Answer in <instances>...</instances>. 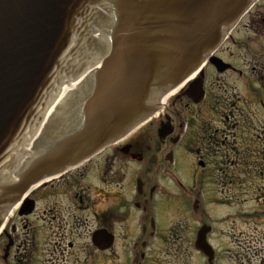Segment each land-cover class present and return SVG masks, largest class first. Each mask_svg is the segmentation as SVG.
<instances>
[{"label":"flooded vegetation","instance_id":"1","mask_svg":"<svg viewBox=\"0 0 264 264\" xmlns=\"http://www.w3.org/2000/svg\"><path fill=\"white\" fill-rule=\"evenodd\" d=\"M213 54L229 66L205 65L200 102L178 92L160 115L30 188L0 229V264H264V234L254 233L260 245L258 256H250L238 239L242 231L233 245L227 227L234 217L264 223V179L248 176L259 193H248L244 207L222 203L225 189L211 197L216 205L221 201L220 212L202 201L217 182L232 183L230 168L243 177L241 157L257 141L251 134H264V0L248 9ZM236 95L242 104L231 109ZM162 125L170 128L163 138ZM250 154L262 174L264 151ZM185 156L191 177L182 174ZM236 191L246 193L233 189L232 195ZM198 231L213 247L211 262L192 248ZM222 241L230 246L220 247ZM174 246L179 253L170 256Z\"/></svg>","mask_w":264,"mask_h":264},{"label":"water","instance_id":"2","mask_svg":"<svg viewBox=\"0 0 264 264\" xmlns=\"http://www.w3.org/2000/svg\"><path fill=\"white\" fill-rule=\"evenodd\" d=\"M252 1L0 0V226L31 184L131 125L154 93L199 67ZM88 61L101 68L65 100L71 117L11 176L50 91Z\"/></svg>","mask_w":264,"mask_h":264},{"label":"rangeland","instance_id":"3","mask_svg":"<svg viewBox=\"0 0 264 264\" xmlns=\"http://www.w3.org/2000/svg\"><path fill=\"white\" fill-rule=\"evenodd\" d=\"M207 98L209 99V97H207ZM230 102L232 104L231 109H234L236 106L240 108V106L242 104L241 103V97L239 95H236V98L233 100H230ZM194 109H201V108L198 107V108H194ZM203 109H208V108H203ZM246 120H249V119L247 118ZM245 130L242 131L241 133L237 134V135L245 134ZM251 135H253V137L257 141L249 144L248 156H245V157L242 156L241 157L244 159H242L241 163H239L238 168L241 169L243 177H240V178L236 177L238 174L237 168L232 167L230 169L235 175L232 183L228 184V183H218L217 182L216 184L213 185V188L216 190L214 193H211V194L205 193V198H203L202 201L204 202L205 207L208 210H210L211 212L212 211H215V212L219 211L220 212V210H218V208L222 205V203L225 200L231 201L233 206L236 208H237V206H243L244 207L245 201H247L246 199H247L248 193L253 194V195H256L259 193V190H257L258 187L255 186V183H257V182L254 183V179H250V178L259 176V178H260L259 180H263L264 179V172L262 174H260L261 169H259L258 163L253 161L256 159L252 158V155L250 154V152H253L255 156H258V153L263 154V151H264L263 135L264 134L258 133L255 131ZM259 135L261 137L260 139H259ZM182 160L185 163L182 165L184 167V169L182 170L183 171L182 174L185 177H191L189 175V172L186 170V167L189 168V162H190L189 158L187 156H185ZM240 165H245L246 167H250V170H254V171L252 173L248 174L249 171L242 168ZM221 167L223 168L224 165H221ZM218 176L222 177L223 173L222 172L220 173V171H219ZM239 179L242 181H245L247 184H238L237 181ZM202 187H203L204 191H205V188H209L206 181L203 182ZM229 188H230V191L227 192L226 190ZM220 189H225V191H224V194L220 197V200L222 201V203H221V201H217V205H216L215 202L211 199V197H212V194H214V195L219 194ZM233 189H235V190L244 189L246 191V193L243 194V193H238L239 191H236V193L234 195H232L231 191ZM248 205H249V203H248ZM233 206H231V207H233ZM228 208H230V207H227L226 209H228ZM234 210H236V209H234ZM251 210H252V208L249 206V211H251ZM223 213H224V211H222V214ZM249 221L250 222L254 221V223L250 224L249 226L245 225L244 222H249ZM228 222H229V225L227 227H230L229 230H230V233L232 234L231 241H232L233 245H236V243H237L236 234L239 231H242L243 235L238 236V239L241 240L240 245L243 247L244 254H249L250 256H258V254L256 253V248L258 247L257 244L260 245V243L255 244L254 240L256 238H254V240L252 238H253L255 232H260V233L264 234V223H262V222L258 223L255 221V218H252V217H246L245 219L234 217L233 220H230ZM254 227H255V229H254ZM253 229H254V231H253ZM260 237H261V241H263L264 237L262 235H260ZM219 246L224 248L226 246H230V244L225 242V241H222L219 243ZM219 246H218V248H220ZM171 248H173V247H171ZM178 253L179 252L177 250H175V246H174V248L170 251V256H175ZM223 255H225V254H223Z\"/></svg>","mask_w":264,"mask_h":264},{"label":"bare ground","instance_id":"4","mask_svg":"<svg viewBox=\"0 0 264 264\" xmlns=\"http://www.w3.org/2000/svg\"><path fill=\"white\" fill-rule=\"evenodd\" d=\"M5 219H6V218H5ZM5 219H4V220H5ZM4 220H3V221H4Z\"/></svg>","mask_w":264,"mask_h":264}]
</instances>
